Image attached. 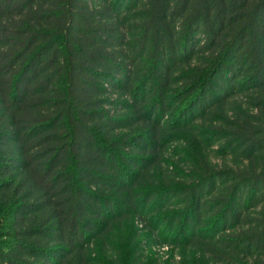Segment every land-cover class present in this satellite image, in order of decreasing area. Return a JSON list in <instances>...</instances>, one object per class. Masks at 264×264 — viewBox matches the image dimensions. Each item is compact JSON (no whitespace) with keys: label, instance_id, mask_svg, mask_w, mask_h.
<instances>
[{"label":"trees","instance_id":"trees-1","mask_svg":"<svg viewBox=\"0 0 264 264\" xmlns=\"http://www.w3.org/2000/svg\"><path fill=\"white\" fill-rule=\"evenodd\" d=\"M0 264H264V0H0Z\"/></svg>","mask_w":264,"mask_h":264},{"label":"rangeland","instance_id":"rangeland-1","mask_svg":"<svg viewBox=\"0 0 264 264\" xmlns=\"http://www.w3.org/2000/svg\"><path fill=\"white\" fill-rule=\"evenodd\" d=\"M139 225V224H138ZM140 227V225H139ZM165 237V235H162V239ZM159 240V236L157 235L155 240ZM163 241V240H161ZM161 241L159 240L158 242L154 243L152 247L149 248V250L152 252V253H155L156 256L159 257V259H167L168 257V254L171 253V250H172V247L170 245H165L163 243H161Z\"/></svg>","mask_w":264,"mask_h":264}]
</instances>
